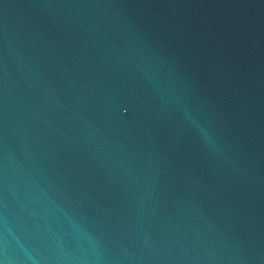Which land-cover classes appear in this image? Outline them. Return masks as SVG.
Instances as JSON below:
<instances>
[{
    "label": "water",
    "instance_id": "water-1",
    "mask_svg": "<svg viewBox=\"0 0 264 264\" xmlns=\"http://www.w3.org/2000/svg\"><path fill=\"white\" fill-rule=\"evenodd\" d=\"M0 264H264V0H0Z\"/></svg>",
    "mask_w": 264,
    "mask_h": 264
}]
</instances>
